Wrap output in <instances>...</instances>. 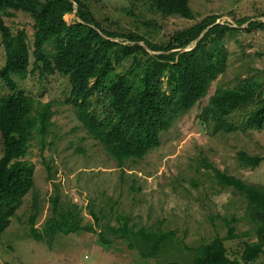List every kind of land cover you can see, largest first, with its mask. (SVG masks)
<instances>
[{"label":"trees","instance_id":"obj_1","mask_svg":"<svg viewBox=\"0 0 264 264\" xmlns=\"http://www.w3.org/2000/svg\"><path fill=\"white\" fill-rule=\"evenodd\" d=\"M154 1L164 16L195 18L191 0ZM74 12L78 19L69 23L65 16ZM20 13L28 14L33 22V40L26 26L14 21ZM219 17L197 21L164 45L133 33L105 30L86 0H0V36L5 51L0 84L9 91L0 94V238L17 217L24 197L35 189V166L27 159L29 147L36 130L46 135L54 118L52 102L34 115L36 100L19 88L15 77L24 79L35 71L68 76L72 84L68 103L89 134L123 167L128 160L143 159L159 147L162 133L208 95L212 83L228 67V35L264 30L263 20L242 27L248 20L232 26L218 23ZM121 37L125 40H116ZM263 86L260 77L250 76L234 87H220L204 107L201 119L213 123L214 132H224L235 129L229 115L251 108L246 128L264 129ZM98 104L103 108H97ZM238 157L246 168H257L264 161V156L245 151ZM212 168L220 184L232 187L247 200L246 215L254 224L258 240L244 243L241 258L245 263L254 262L264 253V185ZM38 202L35 198L34 213L29 218L31 235L38 241L51 245L58 233L97 231L94 222L82 225L79 207H64L58 194L52 197V213L40 230L36 226L41 210ZM104 217L95 214V222L100 223ZM117 220L118 227L108 224L112 235L128 241L129 248L144 258L169 256L179 250L174 230L137 226L129 215H118ZM237 221L235 216L227 221V236L216 235L197 248L187 246L193 255L187 262L185 258L170 259L162 264H239L231 259L225 244L238 237L231 225ZM98 234L108 244L116 238L104 230Z\"/></svg>","mask_w":264,"mask_h":264},{"label":"rangeland","instance_id":"obj_2","mask_svg":"<svg viewBox=\"0 0 264 264\" xmlns=\"http://www.w3.org/2000/svg\"><path fill=\"white\" fill-rule=\"evenodd\" d=\"M86 1L105 30L133 33L155 44H167L180 30L212 15L220 16L219 23L232 26H238L243 19L248 21L242 27L253 20L264 21V0H191L194 19L164 16L154 0ZM18 15L14 21L26 26L33 40L32 20L28 14ZM65 18L69 23L78 19L75 12ZM140 43L147 47L146 42ZM226 46L228 67L212 83L208 95L162 133L159 147L143 159L128 160L123 167L89 134L68 103L72 90L68 76L35 71L24 79L15 77L19 88L35 98L34 115L52 102L54 118L47 134L42 135L38 128L30 144L27 159L35 166L36 186L24 197L17 217L0 238V264H162L184 258L187 262L193 256L187 246L197 248L216 235L227 236V221L234 216L238 221L231 225L238 237L225 241L229 256L239 264H264V253L251 263L242 260L244 243L258 240L254 224L246 215L247 200L232 187L220 184L212 168L264 185V161L257 168H246L238 157L240 151L264 156V129L246 128L251 108L229 115L235 129L224 132H214V124L205 123L200 116L220 87H234L250 76L260 77L264 84V30L230 34ZM4 63L0 36V66ZM7 92L0 84V94ZM93 101H97L96 97ZM96 107L103 108L100 104ZM57 194L64 207H79L82 225L94 222L98 232L104 230L116 238L108 244L97 231L79 230L58 233L51 245L36 240L29 223L34 213L32 203L35 198L39 201L36 226L42 230L52 213V197ZM95 214L105 220L96 223ZM118 215H129L137 226L174 230L179 250L159 258L142 257L129 248L128 241L108 229V224L120 226ZM248 231L250 235L245 236Z\"/></svg>","mask_w":264,"mask_h":264},{"label":"water","instance_id":"obj_3","mask_svg":"<svg viewBox=\"0 0 264 264\" xmlns=\"http://www.w3.org/2000/svg\"><path fill=\"white\" fill-rule=\"evenodd\" d=\"M218 22V21H217ZM219 23V22H218Z\"/></svg>","mask_w":264,"mask_h":264}]
</instances>
